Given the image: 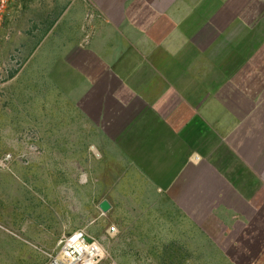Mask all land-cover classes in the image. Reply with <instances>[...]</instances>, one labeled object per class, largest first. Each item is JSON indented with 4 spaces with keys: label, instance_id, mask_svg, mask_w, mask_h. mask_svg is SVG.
<instances>
[{
    "label": "crops",
    "instance_id": "obj_1",
    "mask_svg": "<svg viewBox=\"0 0 264 264\" xmlns=\"http://www.w3.org/2000/svg\"><path fill=\"white\" fill-rule=\"evenodd\" d=\"M22 17L35 44L0 93L37 112L47 182L78 150L80 188L142 216L146 262L264 264V0H17L5 25Z\"/></svg>",
    "mask_w": 264,
    "mask_h": 264
},
{
    "label": "rangeland",
    "instance_id": "obj_2",
    "mask_svg": "<svg viewBox=\"0 0 264 264\" xmlns=\"http://www.w3.org/2000/svg\"><path fill=\"white\" fill-rule=\"evenodd\" d=\"M31 26L34 23L28 17L0 24V80L13 72L21 59L16 57V49L25 53L34 46ZM14 91L11 87L7 97L0 93V264H51L60 238L75 229L84 230L101 244L103 256L97 264H173L146 262L142 216L138 222L132 217L131 224L126 223V217L111 209L101 210V199L92 196L89 185L80 188L83 154L78 150L55 152L53 187L47 182L46 166L31 165L32 159H46L49 152L37 147L40 136L25 129L31 122L37 123V112L29 102L15 101ZM66 153L70 160L64 165ZM31 190L40 197L53 190L55 197H31Z\"/></svg>",
    "mask_w": 264,
    "mask_h": 264
},
{
    "label": "built area",
    "instance_id": "obj_3",
    "mask_svg": "<svg viewBox=\"0 0 264 264\" xmlns=\"http://www.w3.org/2000/svg\"><path fill=\"white\" fill-rule=\"evenodd\" d=\"M17 0H0V24L4 21L9 6ZM9 155L4 157L7 160ZM103 256L101 244L89 237L82 229L64 234L58 241V254L51 264H97Z\"/></svg>",
    "mask_w": 264,
    "mask_h": 264
},
{
    "label": "water",
    "instance_id": "obj_4",
    "mask_svg": "<svg viewBox=\"0 0 264 264\" xmlns=\"http://www.w3.org/2000/svg\"><path fill=\"white\" fill-rule=\"evenodd\" d=\"M99 207L101 208L102 211H106L108 209V203L105 200H102L99 203Z\"/></svg>",
    "mask_w": 264,
    "mask_h": 264
}]
</instances>
